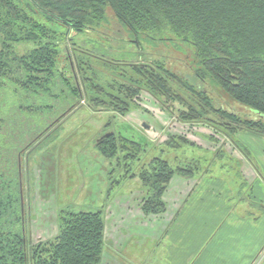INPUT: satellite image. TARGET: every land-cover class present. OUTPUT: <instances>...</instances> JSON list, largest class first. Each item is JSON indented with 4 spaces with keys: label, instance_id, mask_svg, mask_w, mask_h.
I'll use <instances>...</instances> for the list:
<instances>
[{
    "label": "trees",
    "instance_id": "16d2710c",
    "mask_svg": "<svg viewBox=\"0 0 264 264\" xmlns=\"http://www.w3.org/2000/svg\"><path fill=\"white\" fill-rule=\"evenodd\" d=\"M112 22L130 32L125 43L137 50L116 51L107 57L115 68L130 67L134 72L125 71L123 81L112 86L116 94L97 83L87 59L97 57L98 45L83 37L95 35L101 42L119 44L121 50V30L115 33L117 40L100 33L103 25ZM150 46L162 49L161 56L141 51ZM182 46L191 49L196 82L210 79L224 98L249 108L257 120L217 107L211 96L188 84L189 80L180 82V76L167 68L164 50ZM133 56L137 58L127 60ZM177 81L191 91L184 93L185 98L173 89ZM143 89L182 104L177 118L184 124L201 123L213 114L217 117L211 126L214 135L229 139V130L236 134L241 129L237 127H244L264 136V0H0V264H101L107 250L102 211L59 212L54 238L33 243L29 237L21 171L18 161L5 159L1 132L13 111L32 108L18 100L33 99L37 111L67 108L40 133L39 140L59 127L82 101L107 104L109 110L124 115ZM181 140L187 145L185 138ZM120 141L122 137L109 133L96 142V148L106 159H116L125 151ZM34 142L22 151L35 147ZM236 146L247 156L245 149ZM224 155L223 151L221 158ZM196 171L200 166L174 169L164 159L143 168L139 177L150 189L142 206L144 214L165 213V185L174 175L193 178Z\"/></svg>",
    "mask_w": 264,
    "mask_h": 264
},
{
    "label": "rangeland",
    "instance_id": "374dc122",
    "mask_svg": "<svg viewBox=\"0 0 264 264\" xmlns=\"http://www.w3.org/2000/svg\"><path fill=\"white\" fill-rule=\"evenodd\" d=\"M118 29L122 35L118 34L123 42L121 50L117 43L111 45L101 42L104 40L99 41V37L95 35L90 38L89 35L83 36L98 45L95 46L99 50L97 57L87 59L98 77L97 83L108 87V91L115 94L118 92L113 90L112 86L123 81V73L126 71L128 75H133L134 72L130 67L120 70L115 68L107 61V57L114 55L116 51L121 54L137 51L132 47V43H125V37L129 38L130 32L120 26H114L113 22L103 25L100 33L116 39L115 33ZM182 47L164 50L167 68L180 76V82L189 80L188 84L211 96L217 107L245 120H257L252 110L224 98L210 79L201 84L198 83L199 80L196 82L195 75L191 72L194 63L188 54L191 49ZM151 48L153 47L150 46L149 50ZM149 50L141 49L144 54L155 51V54L161 56L162 49L156 47L152 51ZM136 58L137 56H133L127 60ZM180 82L174 83L173 89L185 98L184 93L189 91ZM83 89L85 90L84 87ZM105 100L108 104L111 101L107 98ZM18 101L25 104V107L32 108L22 112L13 109L12 117L5 118L1 130L3 152L6 160L10 159L13 163L18 161L22 198L29 217L28 233L33 243L46 241L57 235L59 212L102 211L106 221V244L119 250V260L126 264H150L149 261L153 258L154 261L160 259L159 253L163 250L164 245L160 244L158 239L166 230L169 233L173 222L190 209V197L197 187L204 183L205 175L209 174L213 186L222 183L230 194L233 193L227 181L216 176L233 178L234 189L231 190L235 192V202L239 201L236 192L242 190L244 197L249 190V185L243 183L246 181L236 159L240 157L234 148L235 144L239 145L236 141L238 134L226 129L229 139L225 138L226 135H214L211 126L217 122V117L213 114H207L201 123L180 122L177 118L178 110L183 107L172 98L154 96L143 89L133 97L132 106L124 115L109 110L110 105L101 106L82 101L80 107L59 127L49 130L48 134L39 140L37 137L40 133L47 130L50 123L67 108L37 111V106H33V99L22 96ZM237 129L247 130L244 127ZM109 133L122 137L119 147L125 149L119 154V158L112 160L103 157L96 148V142ZM252 137L255 140L256 136ZM182 138L188 141L187 145ZM33 139L35 147H31L27 152L22 151ZM234 142L237 143L233 144ZM179 145V150H173ZM241 148L244 149L243 146ZM223 151L225 155L221 158ZM129 155H135V158L125 159ZM246 155L250 158L249 153ZM200 157H203V160L198 164L196 162ZM157 159L169 161L174 169L200 166V171H196L193 178L174 175L165 185L163 201L167 206L166 212L146 216L142 206L150 189L141 181L139 174ZM211 165L213 166L210 167ZM257 165L259 164L256 161L251 163V167L256 169ZM211 174L216 176L211 177ZM261 254L262 252L251 264H259ZM116 259L104 253L101 264H115Z\"/></svg>",
    "mask_w": 264,
    "mask_h": 264
},
{
    "label": "crops",
    "instance_id": "0c3cea01",
    "mask_svg": "<svg viewBox=\"0 0 264 264\" xmlns=\"http://www.w3.org/2000/svg\"><path fill=\"white\" fill-rule=\"evenodd\" d=\"M236 134V141L250 155L245 156L234 145L240 154L236 158L238 167L247 184L243 183L249 185L246 195L242 196V190L236 192L239 201L235 202L233 178L211 174L227 181L233 188L230 194L222 183L213 186L209 174L205 175V185L200 184L190 197V209L158 239L163 250L160 259L153 258L150 264H251L260 252L259 264H264V136L247 130ZM252 136H256L255 140ZM255 161L258 169L251 167ZM105 253L117 258L115 264H126L119 260V250L108 244Z\"/></svg>",
    "mask_w": 264,
    "mask_h": 264
}]
</instances>
